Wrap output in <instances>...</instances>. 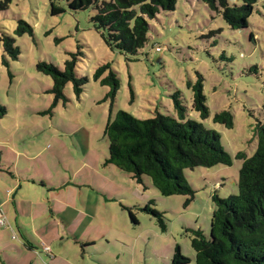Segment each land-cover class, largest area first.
Returning <instances> with one entry per match:
<instances>
[{
    "label": "rangeland",
    "instance_id": "1",
    "mask_svg": "<svg viewBox=\"0 0 264 264\" xmlns=\"http://www.w3.org/2000/svg\"><path fill=\"white\" fill-rule=\"evenodd\" d=\"M51 3L63 6L65 11L51 15ZM257 9L246 28L233 30L220 14L199 0H178L173 11H162L152 20L149 41L128 61L130 56L111 50L103 42L91 20L94 9L71 11L63 0H12L8 9L0 13V30L15 37L21 53L5 66L0 49V104L7 110L0 118L1 159L7 154L13 158L12 145L19 150L43 147L40 137L53 130L68 134L63 137L70 140L71 132L83 138L89 135L91 148L99 155H107L108 141L103 130L110 99L106 97L107 87L92 78L99 64L109 62L118 73L119 89L112 115L119 110L138 119L154 117L156 113L176 115L171 96L179 90L186 117L219 133L221 146L232 155L231 165L183 169V176L194 190L187 204V195L163 196L151 187L154 207L163 212L166 238H154L150 228L159 230L155 219L138 213L149 244L138 248L134 259L153 264L154 250L163 256L173 242L179 245L182 255L190 258L188 264H195L191 234L186 229L199 227L208 235L211 194L216 192L226 198L238 192L243 160L234 156L237 152L247 157L254 153L257 142L252 128L256 121L264 122V2H259ZM18 19L32 27L31 35L14 34ZM77 49L82 51L78 70L90 80L79 98L68 82L63 88L68 100L53 105V94L48 91L52 79L38 71L36 64L45 61L63 68L67 53ZM251 66H257V71H251ZM197 72L204 78L203 92L210 110L205 119L192 108V93L186 85L188 80L197 79ZM223 109L233 114L232 128L212 121V116Z\"/></svg>",
    "mask_w": 264,
    "mask_h": 264
},
{
    "label": "trees",
    "instance_id": "2",
    "mask_svg": "<svg viewBox=\"0 0 264 264\" xmlns=\"http://www.w3.org/2000/svg\"><path fill=\"white\" fill-rule=\"evenodd\" d=\"M11 1L0 0V13L8 9ZM63 1L71 11L94 9L96 13L91 20L105 45L130 56L127 60L131 61L149 41L152 20L157 19L162 11H173L178 0ZM199 1L220 14L233 30L246 28L258 3L264 2ZM64 11L63 6L51 3V15ZM26 33L31 35L32 27L18 19L14 34L21 36ZM0 49L5 66L10 59L17 60L21 53L15 44V37L3 30H0ZM67 54L63 68L45 61L36 64L38 71L52 79L48 91L53 94V105L59 100H68L63 92L68 82H71L73 93L79 98L90 80L78 70L82 51L77 49ZM250 69L256 72L257 66H251ZM92 78L107 87L106 97L110 99L109 116L103 130L108 141L104 165L116 166L144 190L150 186L163 196L187 195L186 204L193 199L194 190L183 176V169L231 165L232 155L221 146L219 133L205 127L202 122L186 117V107L179 90L171 96L176 115L156 113L154 117L138 119L122 110L112 115L111 108L119 89V78L109 62L99 64ZM203 81V76L197 72V79L188 80L186 85L192 93V108L205 119L210 110L203 92ZM129 90L133 94L131 86ZM261 109L264 111V100ZM6 113L5 106L0 104V118ZM212 121L227 128L234 126L230 109L216 112ZM252 131L257 142L254 153L247 157L243 152H237L234 156L243 160L237 181L238 192L226 198L219 197L216 192L211 194L212 212L208 235L199 227L186 229L191 234L190 245L195 252V264H264V122L256 121ZM126 209L131 221L136 224V218L129 208ZM139 209L155 219L160 232L167 231L163 212L154 207L153 199ZM189 262L190 258L182 255L176 244L169 264Z\"/></svg>",
    "mask_w": 264,
    "mask_h": 264
},
{
    "label": "crops",
    "instance_id": "3",
    "mask_svg": "<svg viewBox=\"0 0 264 264\" xmlns=\"http://www.w3.org/2000/svg\"><path fill=\"white\" fill-rule=\"evenodd\" d=\"M63 135L53 130L40 137L43 147L12 145L13 158L0 156V264H148L134 256L149 244L137 214L152 188L104 165L89 135ZM173 244L163 256L154 250L153 264H169Z\"/></svg>",
    "mask_w": 264,
    "mask_h": 264
},
{
    "label": "built area",
    "instance_id": "4",
    "mask_svg": "<svg viewBox=\"0 0 264 264\" xmlns=\"http://www.w3.org/2000/svg\"><path fill=\"white\" fill-rule=\"evenodd\" d=\"M156 50H159V48H156ZM0 213H1V210H0ZM2 223H3V220L0 219V224H2ZM43 250L48 251L49 248L47 246H43Z\"/></svg>",
    "mask_w": 264,
    "mask_h": 264
}]
</instances>
